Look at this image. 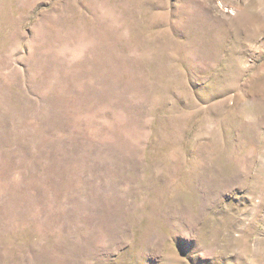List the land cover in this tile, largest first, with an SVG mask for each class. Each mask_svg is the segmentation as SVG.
I'll return each instance as SVG.
<instances>
[{
	"label": "rangeland",
	"instance_id": "obj_1",
	"mask_svg": "<svg viewBox=\"0 0 264 264\" xmlns=\"http://www.w3.org/2000/svg\"><path fill=\"white\" fill-rule=\"evenodd\" d=\"M0 264H264V0H0Z\"/></svg>",
	"mask_w": 264,
	"mask_h": 264
}]
</instances>
